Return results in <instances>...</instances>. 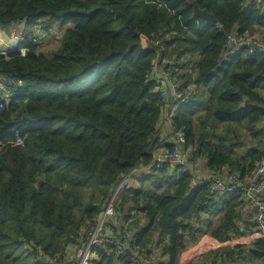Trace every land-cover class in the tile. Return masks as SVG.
Masks as SVG:
<instances>
[{
    "label": "trees",
    "instance_id": "obj_1",
    "mask_svg": "<svg viewBox=\"0 0 264 264\" xmlns=\"http://www.w3.org/2000/svg\"><path fill=\"white\" fill-rule=\"evenodd\" d=\"M45 20L69 27L50 57L28 35L24 56L18 47L0 52V264L73 262L131 171L117 216L134 212L133 256L178 264L202 233L217 242L251 236L257 226L242 227L239 196L217 198L205 181L192 188L190 172L147 167L167 104L155 73L167 69L185 97L171 135L182 130L191 158H205L212 176H250L264 155V54L243 46L224 55L232 33L264 41V0H0V26ZM141 167L147 173L137 179ZM95 253L93 264H131L112 249ZM254 260L264 264V240L200 264Z\"/></svg>",
    "mask_w": 264,
    "mask_h": 264
},
{
    "label": "built area",
    "instance_id": "obj_2",
    "mask_svg": "<svg viewBox=\"0 0 264 264\" xmlns=\"http://www.w3.org/2000/svg\"><path fill=\"white\" fill-rule=\"evenodd\" d=\"M40 36L41 35H39V37ZM30 40L34 43H37L33 38ZM12 42H20V39H18L16 34L13 36ZM11 43L9 42L6 44L3 36L0 33V47H3V53L1 52V55H4L6 53L5 51L8 49L16 48ZM243 46L249 47V54H253L256 51L264 54V41L261 38L246 34L239 36L236 33H232L228 38V50L224 56L227 57L229 55H233L236 48H241ZM17 47L20 55L24 56L26 49L20 47L19 45ZM171 84L172 87L170 88V93L171 101H173V103H171L173 106L170 113L166 115L167 121L172 119L177 108H179L181 103L185 100V97L177 91L172 82ZM2 92H4V84L0 82V93ZM11 132H13V130ZM168 143L172 146L171 151L163 148L161 150L160 148L161 151L159 150V152L156 154L154 162L148 167V170L151 168H154V170H160L166 165L168 166L169 164H172L180 168V174L190 172L188 165H186L184 160V152L190 150L191 147H186L185 145L184 132L182 130L174 132L169 137ZM21 144L22 142L17 139L16 145ZM2 147L3 146L0 143V148ZM133 176L134 173L131 171L117 183L112 194L106 202L104 211L102 212L99 220L87 230V234L77 251V258L70 264H93V258L96 257L95 252L105 249L114 250L116 255L126 257L131 264H155L153 261L133 256V254H131L130 251L125 248L127 243L133 240V233L127 235H117L118 237L116 235L111 237L107 233L108 225L114 224L118 220L117 209L121 196L123 195L124 191L132 185L134 181ZM205 183L210 185V193H212L217 198H235L239 196V188L243 186L245 188V200L256 203L257 205V213L255 215L257 229L243 242H250L251 240H264V201L261 200L259 202V198L264 195V155L255 164L253 171L247 178L241 180L239 176L234 174L229 176L227 180H222L211 175L205 180L204 184ZM202 240L206 246H210L211 243H217L219 246H221L220 242L210 238L208 235L202 236Z\"/></svg>",
    "mask_w": 264,
    "mask_h": 264
},
{
    "label": "crops",
    "instance_id": "obj_3",
    "mask_svg": "<svg viewBox=\"0 0 264 264\" xmlns=\"http://www.w3.org/2000/svg\"><path fill=\"white\" fill-rule=\"evenodd\" d=\"M21 24H25V27L21 33V37L23 38V36L26 37L27 33H29L30 30H29V26L26 24V22L22 21L21 23H17L15 25V30L17 32L19 31V27ZM4 28H6V27H4ZM1 35L7 40L8 43L12 42V38H13V37H11L13 35L12 33L7 34V35H4L1 33ZM261 36L264 37V32H261ZM0 52H1V48H0ZM163 73H164V70L160 69L159 71H156L155 76L157 78H159V76H161ZM160 89L164 92V88H163V85L161 84V81H160ZM166 103L167 104L164 107L163 116L160 119L159 128H158V137H159L158 143L159 144H158V149L156 151V154L159 152L160 148H161V150H162V148L167 149V150H171V148L169 147L171 145L168 143L169 137L171 136V133H172L171 132V123L166 120V118H167L166 115L168 113H170L173 105L171 103H168V102H166ZM261 127L264 128V124ZM262 150L264 152V146H263ZM190 154H191V150L185 151L184 152V155H185L184 160H185L186 165H188V169H189L190 173L192 174V177L194 178L193 186H192V188H194V187H198L199 185H201L202 182L205 181L212 174L206 168L205 158H203V157L191 158ZM169 166L171 167L170 169L172 170L171 175H174V173L176 174V176L180 175V170H179L180 168H178L177 166H174L172 164H169ZM147 169H148V167H147ZM147 169L144 167H141L139 170H137L135 172V177L137 179L142 178L143 176L146 175L145 173H147L146 172ZM141 174H143V175H141ZM229 176H231V175L224 172V173H222V176H220L221 177L220 179L227 180ZM134 185L136 186L137 183L133 184V186ZM238 193H239L240 199L243 200V202L245 204L244 209L241 212V214H242L241 215L242 227H247L249 224L253 225L254 221H255V215L257 213V205H256V203L245 200V198H244L245 188L243 186H241L239 188ZM261 200L264 201V195L259 198V202ZM130 215H134V212L132 211V209L130 207H128L123 213H121L119 215V218H118L116 223L108 225V230H107L108 235L111 237H114L115 235L116 236L117 235H127V234H132L134 232H137L136 228H134V227L133 228L130 227L131 229L128 228L129 223L136 219L134 216L132 218H129ZM140 225H141V227L145 226V222L142 221L140 223ZM204 235H206V234L202 233L198 237L197 240L191 242V244L188 243L186 250L180 255V259H179L178 264H200V259L202 260V259L206 258V256L208 254L223 249L217 243H211L210 246L204 245V242L202 240V236H204ZM246 238H249V236L248 235L244 236V237L240 236V237H236V238L233 237V239L230 238V240L236 241V244H234L233 246L230 245L229 247L226 246L225 248H230V247L240 246V245L248 248L251 246V244L254 240H251L250 242H243V241H245ZM237 239H239V242H237ZM241 242H243V243H241ZM238 244H240V245H238ZM125 248L129 251V244L128 243L125 246ZM136 255L139 256L138 254H136ZM154 257L156 259L155 262L157 264H159L161 261L167 262L163 256L154 254ZM145 260H148V259H145ZM248 264H260V263L257 262V260H254L252 263H248Z\"/></svg>",
    "mask_w": 264,
    "mask_h": 264
},
{
    "label": "rangeland",
    "instance_id": "obj_4",
    "mask_svg": "<svg viewBox=\"0 0 264 264\" xmlns=\"http://www.w3.org/2000/svg\"><path fill=\"white\" fill-rule=\"evenodd\" d=\"M47 22L48 21L45 20V21L39 22L37 25L29 26L30 32L27 33V35L29 36L28 39L33 38L37 42L36 44L39 45V50L44 56L50 57L58 49L62 35L64 34V31L69 27L64 28V29H59L56 24H53V26H52L51 24H48ZM15 25H16V23L11 25V26H7L6 28H4L3 26H0V32L4 35L11 34V33L13 35L16 34L18 39H20L22 30L24 29L25 24L20 25L18 32L15 30ZM47 26H50V28L52 29L51 32H49V33H48V30L44 29V27H47ZM39 35H41V36L39 37ZM5 43L8 44L7 40H5ZM11 44L14 47H17L19 45V42H12ZM0 48H1V51L3 53V47H0ZM173 60H175V56L172 58V60H168V61H165L162 63L168 65ZM166 70H164V73L162 74V76L166 80L169 81L170 80L169 77L171 76V73H169L168 71L165 72ZM160 91L162 93L160 96H162L163 100L165 101V99H164L165 92H163L161 89H160ZM175 132H177V131H175ZM205 238H207V237H205ZM235 242L236 241H234V240H228V241L220 242L221 248H225L226 246L229 247L230 245L233 246L235 244ZM237 242H239V239H237Z\"/></svg>",
    "mask_w": 264,
    "mask_h": 264
},
{
    "label": "water",
    "instance_id": "obj_5",
    "mask_svg": "<svg viewBox=\"0 0 264 264\" xmlns=\"http://www.w3.org/2000/svg\"><path fill=\"white\" fill-rule=\"evenodd\" d=\"M195 13L197 16L201 17L202 19L206 20L207 22L212 23V24L215 23V20L212 18V16H210L206 12H201V11L195 9ZM157 79H159L161 81V84L163 85L164 92H165V96H164L165 101L168 103H171V93H170V88L172 87L171 82L166 80L162 75L159 76V78H157ZM247 103H248L247 100H245V103L243 104V106ZM232 239H233V237H232Z\"/></svg>",
    "mask_w": 264,
    "mask_h": 264
}]
</instances>
